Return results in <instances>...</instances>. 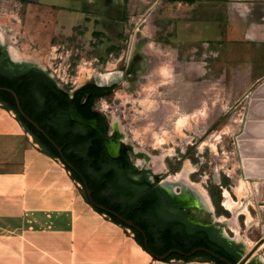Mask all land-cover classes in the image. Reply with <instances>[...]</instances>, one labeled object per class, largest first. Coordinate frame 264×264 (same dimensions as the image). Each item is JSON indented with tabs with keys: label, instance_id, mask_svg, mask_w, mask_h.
<instances>
[{
	"label": "rangeland",
	"instance_id": "rangeland-1",
	"mask_svg": "<svg viewBox=\"0 0 264 264\" xmlns=\"http://www.w3.org/2000/svg\"><path fill=\"white\" fill-rule=\"evenodd\" d=\"M138 1L129 6L127 0H82L76 6L86 9L84 17L71 21L54 12L47 18L34 19L25 5L0 0L1 47H7L12 54L16 52L18 64H40L70 93L88 82L107 86L115 80L122 81L125 86L110 97L97 99L96 106L110 119L121 122L125 136L138 151L136 157L140 156L142 162L149 152L154 167L165 171L175 166L166 177L183 187L172 193L190 191L199 206L207 204L211 212L195 209L194 214L208 219L213 233L225 236L229 245L242 254L238 262L247 257L264 262V178L245 177L238 145L250 92L258 84L211 81L204 76L213 68L208 53L193 48L187 54L185 49L184 60L182 54H177L175 47L182 38L200 43V51L201 47L213 46L209 42L215 36L213 29L200 27L192 33L196 30L192 26L203 22L194 19L197 15L191 5L184 14L180 13L189 19L180 22L184 31L176 35L179 19L175 5L165 17L163 5L155 4L157 7L150 14L151 2ZM188 27L193 28L192 34L187 32ZM192 64L195 81L180 83L182 69L187 73V65ZM192 88L191 98L187 92ZM14 113L16 116L11 111L3 112L0 119L8 120L11 126L13 118H17ZM12 130L7 138L0 133V155L16 161L27 150L39 149L24 125ZM56 162L54 184L57 190L71 186L72 202L76 203L78 192L84 194L83 183L72 177L62 159L56 158ZM183 173L196 181L193 186L197 193L177 181ZM166 212L184 213L176 206H168ZM88 216L96 224L108 226L120 243L119 250L130 253L127 264H217L178 258L159 262L155 257L147 261L134 242L132 228L113 229L104 222L110 218L107 213L103 218L90 212Z\"/></svg>",
	"mask_w": 264,
	"mask_h": 264
},
{
	"label": "crops",
	"instance_id": "crops-1",
	"mask_svg": "<svg viewBox=\"0 0 264 264\" xmlns=\"http://www.w3.org/2000/svg\"><path fill=\"white\" fill-rule=\"evenodd\" d=\"M13 1L31 9L34 19L47 18L54 12V15L59 14L62 19L69 18L73 21L84 17L86 11L81 6H76L82 0ZM143 1L151 2L150 14L156 9L155 4L163 5L164 9H161L165 17H169L168 12L173 11L175 5L176 19H179L176 35L181 34L182 29L184 31L181 24L186 18L189 19L180 14L187 11L188 5H191L197 15L194 19L203 22L202 25L197 22V26H192L196 28L192 33L198 32L197 29L200 27L213 29L215 36L209 40L213 46L208 49L201 47L203 51H200L198 49L200 43L184 41L183 38L182 42L178 41L181 44L178 43L175 47L177 54H182L183 60L185 49L187 54L193 48L202 54L208 53L207 57L212 60L213 68L205 71L204 76L209 77L211 81L254 86L264 80V0L138 2ZM135 2L137 0H127L129 6ZM163 13L161 17H164ZM199 13L201 15H198ZM191 29L193 28L188 27L187 32L191 33ZM211 50L214 51L209 52ZM222 54L223 57H220ZM181 67H184L183 63ZM186 68L187 73L182 69L180 77L182 80H179L182 84L195 81V65H187ZM250 85L245 89V94L250 90ZM193 93V88L187 92L191 98ZM1 105L2 102L0 114L11 111L16 116L12 109ZM13 127L22 129L23 124L18 118H13L10 126L8 120L1 118L0 133L3 134L1 137L10 136ZM32 140L34 141L33 137ZM37 142L35 144L39 149L34 147L27 150L16 161L13 157L0 155V264H120L121 261L127 264L125 261L129 260L130 253L119 250L120 243L110 234L108 226L96 224L88 216L90 212L103 218L106 213L95 209L81 191L77 195L79 201L73 203L71 186L57 190L54 183L55 163L58 157L47 153ZM105 221L113 229L120 231L123 227L111 217L104 219ZM134 242L147 261L155 257L136 237ZM156 260L166 262L159 258Z\"/></svg>",
	"mask_w": 264,
	"mask_h": 264
},
{
	"label": "trees",
	"instance_id": "trees-1",
	"mask_svg": "<svg viewBox=\"0 0 264 264\" xmlns=\"http://www.w3.org/2000/svg\"><path fill=\"white\" fill-rule=\"evenodd\" d=\"M0 86L14 89L20 98L21 105L25 112L60 143L62 148L69 154L70 160L76 166L87 172L89 187L93 194L100 195L107 187L113 186L120 196L127 198L124 209H121L119 204L110 203L109 205L117 209L120 213H123L126 217L133 219L150 234V238L157 241L154 247L157 253H163L172 247L190 250L196 245H209L207 239L204 237H191V235L187 239L182 237L181 234L185 235V231H178V229H175V225L178 224V222L175 220H166L163 222L159 210L158 212L152 211L154 220L153 222H149L148 217L150 212L145 196L142 192H135L130 185L132 182H139L144 185L145 179L134 180L129 175L123 176L124 178L121 176L118 177L114 168L105 169L104 162L113 159L105 157L104 144L102 143V139L99 138L98 132L95 130L89 132L75 131L74 125L76 122L74 120H69L67 114L68 107L74 104L86 118L92 119V116L97 115L93 110L96 99L104 95L108 89H110V86L86 83L79 87L75 91V94L71 96L67 89L61 87L50 75L40 69L30 68L20 74H12L1 66ZM0 102H2L4 107L12 109L17 113V118L25 128L34 135L36 141L40 143L43 150L54 157L62 159L64 162L62 156L58 150L54 148L50 140L19 112L16 99L11 91L0 89ZM113 162L115 161L113 160ZM64 164L71 172L72 177L83 183L82 179L74 170L65 162ZM121 166L124 167L122 169L123 171L128 169V167L132 170H139L130 162L128 157L125 158ZM89 171H95L97 175L95 176ZM84 195L87 201L90 202L85 187ZM95 209L107 213L115 222L125 227L132 228L138 242L145 249H148L140 236V232L136 228L127 225L111 213L105 212L97 207H95ZM155 220H157L156 223H154ZM155 224L157 225V229H154ZM224 254L235 263L238 261V254L232 252H226ZM172 257L185 261L204 259L214 261L217 264H227L213 255L198 258L196 253L186 255L174 252L167 257L166 260ZM248 264H264V262L253 258Z\"/></svg>",
	"mask_w": 264,
	"mask_h": 264
},
{
	"label": "flooded vegetation",
	"instance_id": "flooded-vegetation-1",
	"mask_svg": "<svg viewBox=\"0 0 264 264\" xmlns=\"http://www.w3.org/2000/svg\"><path fill=\"white\" fill-rule=\"evenodd\" d=\"M89 83L98 84L97 82H89ZM114 85L115 84L108 85V86H110V89H108V91L104 95L99 96L97 99L109 95L113 91ZM101 86H106V85H101ZM74 94H75V92H74ZM97 99H96V101H97ZM73 105L74 104H71L68 107V113L67 114L69 116L70 121L74 120L70 115V107ZM93 110L97 113V115L92 116L91 118L96 119L97 128L93 127L91 125L79 122L77 120H74L76 122L74 125L75 131H77V132H89L91 130H95L96 132H98L99 138L102 139V143L104 144L103 145L104 146V152L106 154L105 157H107L108 159L109 158L113 159L115 161V162H113V160H111V161L106 160L104 162V168L105 169L106 168H114L117 172L118 177H120V176L123 177L125 175H129L134 180L145 179L144 185L142 183H139V182L138 183L132 182L130 185L132 186V189L135 190V192H138V193L142 192L143 195L145 196V199L147 201V205L149 208V212H150L149 217H148L149 222H153V220H154L152 211L158 212V210H159L161 212V215H162L161 217H162L163 222L166 220L167 221L168 220H171V221L175 220L176 222H178V224L175 225V229H178V231L179 230L185 231V235L181 234V236L185 237V239L189 238L190 235H191V237L192 236L204 237L207 239V242L209 243V245H203V246L209 247V248L213 249L214 251H216V252H218L224 256H226L224 253L230 252L231 250H233L232 246H230L229 243L224 238H222L225 236H220L216 233H213V224L210 223V221L208 219H205L203 217L199 218L194 214L195 209L200 211V212H211V210L208 208L207 204L204 207L199 206L197 200L191 196L190 191L180 193L179 195L172 193V191L182 190V187H183L182 185H177L176 188L174 189V188H171L166 183L167 181H172V180H170L171 178L169 177V179H168V176L166 177V175L168 174L167 172L171 168L175 169L174 168L175 166L172 165L171 167H168L167 170H165V171H163L162 169H159V167H154V165H152V163H151L152 154L149 152L146 153V156L144 159V162H145L144 166H139L138 164H136L135 160H138V162H140L141 158H140V156L136 157V154L138 153V151L136 150L134 143H132L130 140H128L127 137H126L127 139L125 137H123L124 131L121 128V122H119L118 120H115L114 122H112L111 119L109 118V116L107 115V113L102 108L96 107V102L93 106ZM80 113L83 115V113L81 111H80ZM40 132L43 133L42 131H40ZM47 133L49 134V132H47ZM45 137H47V136L45 135ZM52 139L55 141V143L51 142V141L50 142L54 146V148H56L58 150V152L60 153L61 156L70 160L69 154L62 148L60 143L58 141H56L53 137H52ZM58 147H61V151L58 149ZM126 157H128L130 162L137 169H139L138 171L132 170L131 168L129 169V167H128V169H126L127 171L122 170L124 167H122L121 164L125 160ZM75 167H76V169H73L74 172L81 179H82V176H84L87 180L88 185H89L87 172L80 169L76 165H75ZM89 172L95 176L97 175V173L95 171H89ZM191 172H194V170H192ZM182 175L183 176H181L179 178V180H177V181L181 182L182 184L188 185L193 190L194 193H197L196 192L197 190L193 186L196 181H193L191 179L190 175L188 178L186 177V175H184V173ZM82 181H83V179H82ZM83 184L85 187L84 181H83ZM109 189H111L110 197H113V198H110L106 195V192H108ZM92 196L94 197V199L96 201L104 203L107 206H110L109 205L110 203L111 204H119L121 209H124V205L127 202V198L120 196L118 194V191L115 190V188L113 186L107 187L100 195L93 194V192H92ZM185 200H191V204H187L185 202ZM168 206H176L179 209L183 210L184 213L183 214L181 212L177 213L178 215L177 214H168L166 212V209ZM121 214H123V213H121ZM156 221L157 220H155L154 223H156ZM154 229H157L156 224L154 226ZM139 232H140L141 238L143 239L144 234L141 231H139ZM147 236H148L149 245L154 249L157 241L152 240L150 238V234H148V233H147ZM196 246H199V245H196ZM183 250L190 251L191 249L190 250L183 249ZM221 250H224V251H221ZM195 253H196V256L198 258L211 255L210 253H208L204 250L197 251ZM195 253H193V254H195ZM236 254H239V253L237 252ZM251 260L252 259L249 260V257H247V258L242 259L241 262H239V264H248Z\"/></svg>",
	"mask_w": 264,
	"mask_h": 264
},
{
	"label": "water",
	"instance_id": "water-1",
	"mask_svg": "<svg viewBox=\"0 0 264 264\" xmlns=\"http://www.w3.org/2000/svg\"><path fill=\"white\" fill-rule=\"evenodd\" d=\"M2 39L3 38L0 36V66L3 69L9 71L12 74H20V73H22V72H24L30 68H37V69H40V70L46 72L48 75L51 76V74H49L45 70V68L43 66H41L40 64H31V65H24V66L22 64H18L19 58L14 56L12 54V52L9 51V49L7 47H4V48L1 47L2 46L1 44L3 43ZM113 84H115L113 91L105 97H110V96L114 95L116 93V91L121 86H125L124 83L120 80H115V81L111 82V84H109V85H113ZM99 85H102V84H99ZM0 89H7V90L11 91L13 93L15 99H16V104H17V107L19 109V112L29 122H31L40 131H42L51 142L55 143V141L46 132V130L36 120H34L29 114H27L25 112V110L23 109V107L21 105L20 98L14 89H12L10 87H6V86H0ZM74 92L70 93V94L73 96ZM250 95H251V97H250L248 109H247V119L244 123V127H243L242 132L239 134V140H238L239 151H240V154L242 156L241 161H242V167H243V172H244L245 177H247V178H252V177L264 178V80L261 83H259L250 92ZM96 107H98V106H96ZM70 115L74 120H77L79 122H82V123H85V124H88V125H91V126L97 128L96 119L86 118L84 115H82L80 113L79 109L75 105L70 107ZM111 121L114 122L115 120L111 119ZM124 134H123V137L126 138V136ZM33 137H34V135H33ZM58 149L61 151V147H58ZM62 158L68 166H70L72 169H76V167L72 161L66 159L63 156H62ZM135 163L138 164L139 166L145 165L144 161L138 162V160H135ZM82 179L85 183L87 196H88L91 204L97 208L104 210L105 212H108V213H111V214L117 216L119 219H121L127 225L134 227L137 230L141 231L144 234L143 241H144V244L146 245V247L148 248L147 250L150 253H152L154 256H156L157 258L166 260V258L169 257L173 252L190 255V254H193L197 251L204 250V251L210 253L211 255L219 258L220 260H223L227 264H239V262L235 263L234 261L230 260L228 257L221 255L220 253L214 251L213 249L206 247V246H203V245L196 246V247L192 248L190 251H185L179 247H172L163 253H157L149 245L147 233L140 225H138L133 219L127 218L126 216L121 214L118 210H116L110 206H107L104 203L96 201L94 199V197L92 196V190L89 187L86 178L84 176H82ZM83 192H84V184H83ZM110 193H111V189H109V191L106 192V195L108 197H110ZM110 198H113V197H110ZM185 202L187 204H191V200H185ZM222 238H224V237H222ZM230 252L235 253V254L237 253V251H235L234 249L231 250ZM238 255H239L238 256V259H239L242 256V254L239 253ZM199 260H203V259H199Z\"/></svg>",
	"mask_w": 264,
	"mask_h": 264
},
{
	"label": "bare ground",
	"instance_id": "bare-ground-1",
	"mask_svg": "<svg viewBox=\"0 0 264 264\" xmlns=\"http://www.w3.org/2000/svg\"><path fill=\"white\" fill-rule=\"evenodd\" d=\"M2 36H3V35H2ZM13 55L16 56V57L18 56V54H17L16 52H14ZM184 174H185V173H184ZM166 183H167L171 188H174V189H175V186H176V185L174 184L173 181H167ZM139 246L142 248V246H141L140 244H139Z\"/></svg>",
	"mask_w": 264,
	"mask_h": 264
},
{
	"label": "clouds",
	"instance_id": "clouds-1",
	"mask_svg": "<svg viewBox=\"0 0 264 264\" xmlns=\"http://www.w3.org/2000/svg\"><path fill=\"white\" fill-rule=\"evenodd\" d=\"M250 38H253V37H250Z\"/></svg>",
	"mask_w": 264,
	"mask_h": 264
}]
</instances>
